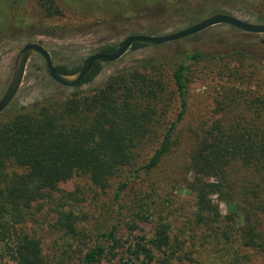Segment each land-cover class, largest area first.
<instances>
[{"label": "trees", "instance_id": "1", "mask_svg": "<svg viewBox=\"0 0 264 264\" xmlns=\"http://www.w3.org/2000/svg\"><path fill=\"white\" fill-rule=\"evenodd\" d=\"M116 1L123 4L131 17L147 19L153 14L161 16L165 13V0ZM194 1L176 0L172 9L178 13L183 10L184 14L196 12L199 7ZM260 4L263 6L255 15L243 22L264 24V0H260ZM38 6L46 17L63 15L55 0H38ZM215 14L231 16L224 11ZM197 20L189 18L173 32L191 26ZM225 27L237 36H223L216 44L222 48L234 46L229 54L209 56L203 51L186 52L171 65L144 58L136 62L137 68L114 74L102 88L91 93L81 88L93 84L106 67L115 64L94 63L81 84L72 89L55 84L43 67L39 69L44 76L41 79L48 78L54 93L18 110L11 105L0 114V264H53L46 259L40 239L27 234L22 224L32 205L50 192H56L59 185L81 175L92 186L104 191L112 180L120 179L112 200L116 203L135 178L148 177L158 168L169 154L175 130L186 113L191 68L204 61H222L230 56L240 63H254V57L264 49V41L256 40L257 36ZM147 46L135 43L129 51L136 52ZM116 48L115 45H104L90 54L108 55ZM49 54L54 68L66 76L76 74L84 62H60L56 54ZM164 66L170 73L173 85L170 95L178 103L179 111L175 120L168 123L150 159L138 165L136 149L141 141L154 133L157 113L151 107L152 103L167 91L160 72ZM240 100L237 109L242 107L243 113L253 111L252 118L246 120L239 111L227 121H219L203 130L190 156L192 183L189 189L202 204L193 213L192 222L196 229L205 227L215 238L219 236V228L214 227L220 221L219 214L216 209L207 213L204 203L206 191L219 195L221 185L210 181H219L232 164L239 163L260 175L264 182V122L260 117L264 100L258 97ZM216 111L218 114L225 112L219 104ZM3 113L7 115L3 117ZM258 187L253 191L255 199L261 194ZM155 206L156 202L151 201L125 211L121 207L115 212V223L103 231L100 215L91 231V245L73 252H77L75 258L65 251L58 261L60 264H101L105 261H116V264H198L183 251L187 241L179 238L184 233L172 236L170 226L164 222L167 218H162ZM253 210L245 220L247 229L243 232L242 244L257 251L264 260V227L255 220L258 215L264 216V202ZM134 213L158 216L152 236L130 234L123 241L118 233L121 228H129L127 219ZM228 220L236 224L234 218ZM78 222V216L73 212L62 209L57 213L53 228L68 240L69 250L73 242L85 244L84 240L88 238V233L83 234L78 229ZM227 235V231L222 232L226 241Z\"/></svg>", "mask_w": 264, "mask_h": 264}, {"label": "rangeland", "instance_id": "2", "mask_svg": "<svg viewBox=\"0 0 264 264\" xmlns=\"http://www.w3.org/2000/svg\"><path fill=\"white\" fill-rule=\"evenodd\" d=\"M55 2L62 9V16L46 17L38 6V0H0V98L12 76L15 56L27 44L40 43L48 53L56 54L60 62H83L91 52L101 46H118L122 40L132 35L162 36L175 33L173 30L183 26L189 18L198 19L199 22L216 15L217 11H224L236 19L248 21L263 6L260 0H195L194 4L199 9L184 14L183 10L178 13L172 9L176 0H165L164 14H153L151 18L141 19L131 17L126 13L123 4L116 0ZM226 35L237 36L224 25H219L181 41L147 46L136 52L128 51L113 63L114 66L106 67L93 84L85 85L81 90L91 93L102 88L111 76L123 70L137 68L139 64L136 62L144 58L160 60L171 65L178 62L186 52L203 51L209 56L229 54L234 46L222 48L216 44ZM255 36L258 37L256 40L264 41V35ZM254 58V63H240L230 56L222 61H204L191 68L186 113L175 130L169 154L148 177L141 175L135 178L121 193L116 203L113 198L120 179L112 180L109 188L102 191L92 186L81 175L74 176L68 183L59 185L56 192H50L47 197L34 203L25 214L22 229L40 239L46 259L58 264L65 251L73 258L77 257V252H73L80 247L84 248V245H91V231L100 215L103 231L115 223V212L119 208L124 207L125 211L154 201L157 212L162 213V218H167L164 222L170 226L171 235L184 233L179 238L187 241L183 251L190 254L196 263L264 264L257 251L245 248L242 244L243 232L247 229V215L254 212L255 206L264 202L263 178L253 170H247L236 163L227 169L219 181H210L221 185L219 195L211 190L206 191L204 203L207 213L216 209L219 214L220 221L214 225L219 228L218 238L205 227H194L193 213L197 206L202 204L198 203L196 196L189 189L192 183L190 156L203 130H208L219 121H227L233 113H243L242 107L237 109L242 98L258 97L264 100V49ZM42 67L39 57L31 58L19 91L7 108L13 105L12 108L18 110L54 93L48 78L41 79L44 77L39 73ZM160 72L167 91L165 96L162 95L158 101L152 103L151 107L157 113L154 133L141 141L136 149L138 165L145 164L150 159L168 123L175 120L179 111L178 103L173 101L170 95L173 86L170 73L165 66L160 68ZM218 104L225 112L217 113ZM252 113L253 111L245 110L243 116L250 120ZM6 115L3 113L2 116ZM260 117L264 122V109L260 110ZM257 186L261 194L255 199L253 191ZM62 209L78 216V229L83 234L88 233L85 244L70 240L73 243L72 249L69 250L68 240L53 228L57 213ZM234 209L238 211L237 214ZM157 218L158 216L131 214L127 219L129 228H121L118 236L123 241L128 239L130 234H145L151 237ZM228 218H234L236 224L233 225ZM255 220L260 221L264 227V216L258 215ZM223 231H227L228 241L222 238ZM101 264H116V261H105Z\"/></svg>", "mask_w": 264, "mask_h": 264}, {"label": "water", "instance_id": "3", "mask_svg": "<svg viewBox=\"0 0 264 264\" xmlns=\"http://www.w3.org/2000/svg\"><path fill=\"white\" fill-rule=\"evenodd\" d=\"M225 25L234 28L244 34L264 35V24H251L243 22L232 16L216 14L207 17L199 22L188 26L175 33L150 36V35H132L120 42L116 50L108 55L93 54L90 55L82 64L79 71L72 75L66 76L60 74L53 66L51 56L40 44L32 43L23 46L15 56L13 63L12 76L6 90L0 98V114L10 105L15 98L22 84L28 63L31 58L37 56L41 59L44 71L51 81L55 84L72 89L81 84L83 79L89 74L94 63L112 64L120 60L135 43L160 46L198 35L212 27Z\"/></svg>", "mask_w": 264, "mask_h": 264}]
</instances>
